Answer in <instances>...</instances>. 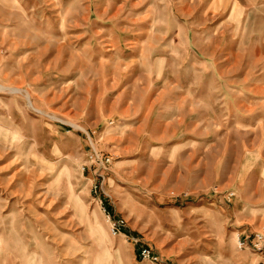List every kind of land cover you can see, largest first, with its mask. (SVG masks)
I'll return each instance as SVG.
<instances>
[{
	"label": "rangeland",
	"instance_id": "1",
	"mask_svg": "<svg viewBox=\"0 0 264 264\" xmlns=\"http://www.w3.org/2000/svg\"><path fill=\"white\" fill-rule=\"evenodd\" d=\"M255 233L264 0H0V264H259Z\"/></svg>",
	"mask_w": 264,
	"mask_h": 264
},
{
	"label": "built area",
	"instance_id": "2",
	"mask_svg": "<svg viewBox=\"0 0 264 264\" xmlns=\"http://www.w3.org/2000/svg\"><path fill=\"white\" fill-rule=\"evenodd\" d=\"M123 223L116 224V227H114V233L117 234L121 231ZM251 243V245H249ZM239 246L240 248H244L246 246H251L254 250V252L258 254L264 255V235L261 233H255L252 236L246 237L244 240H239ZM143 259L145 260H156L157 258L153 255V253L149 249H142L141 254ZM259 264H264V257L259 262Z\"/></svg>",
	"mask_w": 264,
	"mask_h": 264
}]
</instances>
